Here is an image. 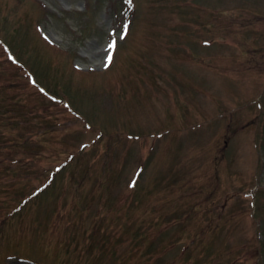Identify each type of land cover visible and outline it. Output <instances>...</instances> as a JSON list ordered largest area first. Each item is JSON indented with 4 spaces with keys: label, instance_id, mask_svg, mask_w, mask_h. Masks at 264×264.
Listing matches in <instances>:
<instances>
[{
    "label": "rangeland",
    "instance_id": "obj_1",
    "mask_svg": "<svg viewBox=\"0 0 264 264\" xmlns=\"http://www.w3.org/2000/svg\"><path fill=\"white\" fill-rule=\"evenodd\" d=\"M41 263L264 264V0H0V264Z\"/></svg>",
    "mask_w": 264,
    "mask_h": 264
},
{
    "label": "snow or ice",
    "instance_id": "obj_2",
    "mask_svg": "<svg viewBox=\"0 0 264 264\" xmlns=\"http://www.w3.org/2000/svg\"><path fill=\"white\" fill-rule=\"evenodd\" d=\"M110 47H111V45H110ZM108 59L111 60V57H108Z\"/></svg>",
    "mask_w": 264,
    "mask_h": 264
}]
</instances>
